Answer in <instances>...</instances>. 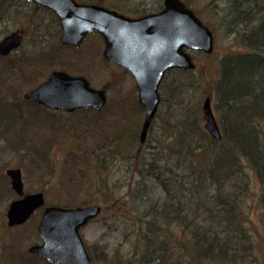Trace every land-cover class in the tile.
Returning <instances> with one entry per match:
<instances>
[{"label": "rangeland", "instance_id": "obj_1", "mask_svg": "<svg viewBox=\"0 0 264 264\" xmlns=\"http://www.w3.org/2000/svg\"><path fill=\"white\" fill-rule=\"evenodd\" d=\"M98 1L110 8L119 3L117 0H85L88 3ZM184 1L213 30L215 49L210 54L192 52L196 68L185 75L168 76L167 83L160 88L161 105L145 143L140 140L145 109L138 99L135 78L104 57V41L98 32L91 33L79 48L66 46L60 42V23L56 16L45 10L47 8H38L37 4L27 0H8L0 7V13L5 16L0 19V39L16 28L26 29L22 46L11 58H0V79L4 78L3 84L0 82V91L10 92L11 99L22 97L21 107H16L19 118L8 128L4 127L10 122L7 119L0 126V264H53L29 251L31 245L41 241L38 224L44 207L23 224L10 226L7 222L11 202L20 197L6 173L8 168L14 167L23 171L25 192L44 191L47 205L99 204L103 207L101 215L82 229L94 264H144L142 228L158 208L154 205L165 202L169 196V192L149 175L148 163L153 150L161 144L175 146L179 139L174 124L184 118V111L174 105L172 90L182 84L186 88L183 100L193 106L195 103L202 105L204 98L211 96L215 110L221 58L230 52L247 50L237 29L243 30L245 21L250 20L251 27L264 18V0ZM156 2L163 4V0H129L128 3L129 8H138L142 3L152 6ZM54 69L85 75L92 86L105 88L108 94L105 107L66 112L44 109L26 100L24 93L41 84ZM215 115L222 129L220 113ZM202 121L205 126L204 117ZM185 158L189 159L182 153L169 159L170 176L186 174L187 171L178 169V165H188ZM249 167L250 184L239 201V208L243 211V222L254 255L238 264H262L264 181ZM162 169L167 171L165 167ZM164 175L168 176V171ZM179 184V180L171 178L168 184L171 194L183 191L177 189ZM201 188H204L202 184ZM202 222L208 224L203 218ZM168 228L178 243V248L171 251L169 263L193 264L179 247L180 242L189 244L190 235L183 231L185 225L173 222ZM204 263L236 264L221 259Z\"/></svg>", "mask_w": 264, "mask_h": 264}, {"label": "trees", "instance_id": "obj_2", "mask_svg": "<svg viewBox=\"0 0 264 264\" xmlns=\"http://www.w3.org/2000/svg\"><path fill=\"white\" fill-rule=\"evenodd\" d=\"M117 1L119 3L116 2L113 8L134 13L136 16L157 11L163 6L162 2H156L152 6L142 3L138 8H129V0ZM6 2H0V7ZM98 3L101 4L100 1ZM37 7L42 8L38 5ZM45 10L56 16L59 22L53 11ZM4 18L0 13V19ZM250 23V20L245 21L246 27L243 30L237 29L247 50L227 53L220 62L214 112L220 113L222 140H216L203 126V104H186L183 100L186 88H183L182 84L174 86L175 89L172 90L174 105L184 111V118L177 119L174 124L179 139L175 146L161 144L156 151L153 150L148 163L149 175L169 192V196L165 202L154 205H158L157 210L155 209V213L152 212L151 217L145 221L146 226L140 227L144 264H170L171 251L178 248V243L174 241L176 238H173V233L168 228L173 222L183 223V231L190 235L189 244L180 242L179 247L188 254L193 264H205L204 262H212L215 259L238 264L244 263L248 256L250 258L254 255L239 201L246 195L250 184L248 165L264 181V18L255 26L250 27ZM12 55H0V58L9 59ZM191 71L179 68L170 70L161 88L167 83L168 76H181ZM0 82L3 84L4 78L0 79ZM11 95L8 91H0V118L5 119L2 122L0 119V126L4 125L6 119L10 121L5 128L20 116L17 112L21 107L19 105L22 97L15 96L11 99ZM179 96L181 98L177 99ZM1 100H4V103ZM26 100L35 103L30 99ZM37 106L47 109L40 104ZM178 146L184 148L178 149ZM182 153L189 157L185 158L188 165H178V169L187 171L186 174L170 176L171 170L167 169L169 159L179 157ZM163 167L168 171V176L164 175L167 171L163 170ZM171 178L180 181L181 185L179 184L177 189L184 192H178L176 189L175 194H171L172 190L168 186ZM201 184L204 188H201ZM179 193H183V197H180ZM262 197L264 201V189ZM209 199L213 202L210 203ZM205 214L208 215L203 217ZM201 217L207 220V225L202 222ZM201 222L203 224L200 225Z\"/></svg>", "mask_w": 264, "mask_h": 264}, {"label": "water", "instance_id": "obj_3", "mask_svg": "<svg viewBox=\"0 0 264 264\" xmlns=\"http://www.w3.org/2000/svg\"><path fill=\"white\" fill-rule=\"evenodd\" d=\"M6 0H0V2ZM54 11L61 25V43L79 48L90 32L104 39L103 55L135 78L139 102L145 109L140 140L145 142L161 105V84L175 68L194 70L192 52L210 54L215 49L211 27L183 0H163V8L140 16H130L97 3L78 0H28ZM24 29H16L0 40V55L7 56L24 40ZM24 98L54 110L74 112L83 108H104L108 101L105 88L91 85L85 75L55 69L40 85L24 93ZM205 128L216 140L223 134L212 106L211 96L202 105ZM13 190L20 196L7 211L8 224L25 223L44 207L38 224L42 243L29 251L55 264H94L82 236V228L102 213L99 204L87 206L47 205L43 191L25 192L23 171L8 168ZM264 264V260L262 262Z\"/></svg>", "mask_w": 264, "mask_h": 264}, {"label": "flooded vegetation", "instance_id": "obj_4", "mask_svg": "<svg viewBox=\"0 0 264 264\" xmlns=\"http://www.w3.org/2000/svg\"><path fill=\"white\" fill-rule=\"evenodd\" d=\"M6 1H8V0H6ZM80 1V0H79ZM2 2H5V1H2ZM38 6H40V5H38ZM42 7V6H41ZM58 19H59V17H58ZM59 23H60V19H59ZM60 27H61V25H60ZM16 29H19V28H16ZM21 29H24L25 30V34H24V38H25V36H26V29L25 28H23V27H21ZM12 31H14V30H12ZM61 31H62V29H61ZM94 32H96V31H94ZM93 33V32H92ZM88 37V36H87ZM87 37H86V39H87ZM2 39V38H1ZM0 39V40H1ZM71 47V46H70ZM20 48V47H19ZM18 48V49H19ZM18 49H16V50H18ZM16 50H14L12 53H14ZM11 53V54H12ZM11 54H9V55H11ZM2 56V55H1ZM8 56V55H7ZM40 105H42V104H40ZM43 106H45V105H43ZM51 109V108H50ZM52 110H54V109H52ZM55 111H63V110H55ZM40 238V237H39ZM41 241H40V243H42V239H40Z\"/></svg>", "mask_w": 264, "mask_h": 264}]
</instances>
